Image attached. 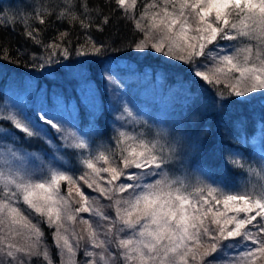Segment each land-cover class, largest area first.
<instances>
[{"label":"snow or ice","instance_id":"snow-or-ice-1","mask_svg":"<svg viewBox=\"0 0 264 264\" xmlns=\"http://www.w3.org/2000/svg\"><path fill=\"white\" fill-rule=\"evenodd\" d=\"M106 6L108 13L89 0H59L47 7L28 5L30 13L0 9V27L22 24L25 39L40 49H18L13 58L0 45V60L32 70L18 72L14 82L34 96L33 116L16 106L0 113L16 130L0 129V141L11 138L0 143V264H32L35 257L53 264L41 223L53 229L61 264H78L80 248L84 264H257L264 258V115L257 133L247 108L254 95L264 97V0H147L139 13L138 0H107ZM53 17L78 23L83 39L74 44L66 30L45 41L46 28L37 25L47 26ZM114 19L130 22L136 38L117 43L91 35L93 27L102 33ZM221 40L236 43L225 46ZM133 57L169 61L166 71L187 83L193 103L195 90L210 88L220 119L215 131L207 124L198 129L193 147L213 157L223 128L236 146L222 152L247 179L228 186L204 169L194 182L187 172L174 174L177 165L185 167L182 136L153 131L122 100L120 88L133 70L121 62ZM33 72L47 84L37 81L33 88L24 80ZM65 85L78 94L70 119L64 116ZM104 94L113 105L112 135L94 144L89 134H104ZM93 95H101V102L89 107ZM201 118L194 112L193 125ZM17 132L25 141L43 140L48 150L41 155L17 147ZM257 135L261 150L254 156L250 146ZM85 186L111 201L114 216L96 206L97 197L86 194ZM85 213L106 224L83 218ZM77 222L86 226V244Z\"/></svg>","mask_w":264,"mask_h":264},{"label":"trees","instance_id":"trees-1","mask_svg":"<svg viewBox=\"0 0 264 264\" xmlns=\"http://www.w3.org/2000/svg\"><path fill=\"white\" fill-rule=\"evenodd\" d=\"M78 2V0H77ZM147 0H138L137 13L142 9L143 4ZM59 3V0H0V9H3L9 15H13L16 12H25L30 13V9L26 6L35 5L39 7L43 4L45 7L52 4ZM3 4L5 7H3ZM90 6H98L103 9L105 13L109 12L107 5V0H89ZM3 7V8H2ZM95 23H99V20H96ZM37 27L46 28L43 33L45 41L49 38L54 37L57 34V31H69L71 39L75 44L77 38L83 39V32L77 23L75 26L69 22H58L55 20V17L52 18L47 26ZM91 35L97 41L105 40H115L117 43L124 41L134 40L136 36L134 35L132 24L130 22L121 21L119 23L114 19L112 23L104 27V31L97 32L95 27L91 31ZM221 45H231L236 42L233 41H223L219 42ZM0 45H5L8 48V54L13 58L17 57V50L25 52L36 51L39 52L40 49L35 48L31 41L26 40L24 37V28L23 25L17 23L15 25L9 22L7 27H0ZM126 64H131L132 72L124 78V84L120 88V93L122 100H126L129 103V106L132 108L134 113L137 116L148 119L152 125L153 131L158 128H164L169 133V137H175L177 135L182 136L181 150L183 159L185 160V167H180L177 165L173 172L175 175H183L185 172L189 173V178L194 182L196 175H198V169H204L218 182L228 186L239 185L243 180L247 179L246 176L242 175L238 170L232 168L228 164L225 156L226 153L222 152V149L231 145L235 147V141L231 140L228 136L224 135L223 128L220 129L218 139H222L223 143L217 144V151L215 155L211 158L208 157L207 153L201 154L198 148L193 147L196 142V133L202 125H209L215 131L216 122L220 117L216 114L215 110L212 107L211 100V90L207 85L195 90L194 95L197 97L195 102L190 99L187 90V83L181 81L180 77L175 76L167 72L166 70L170 66V62L157 57H140L139 61H136V58L133 57L131 60H125ZM31 69L24 68L23 64L19 67L15 64L8 63L7 60H0V100H2L3 95L7 92V79H16L18 72H29ZM98 79V77H97ZM24 80L31 84L38 81L41 85H46L47 81L45 78L39 76L38 73L33 72L32 76H25ZM184 80H187V76L184 77ZM203 83V82H201ZM49 88L51 85H47ZM35 88V85H34ZM100 91L103 94V83H100ZM77 93H74L72 88L65 85V98L64 103L67 106L72 105L73 109L77 108ZM101 102V95L89 96L88 104L89 107L93 105H99ZM103 102L105 107V119L101 120L100 127L101 131L104 133L103 136H97L94 133L89 134L90 140L96 144L101 141H107L108 138L112 135V129L110 127V117L109 110L112 108V103L110 100L109 94L103 95ZM2 101H0V106ZM165 110L164 112H162ZM79 111V110H77ZM194 112H199L202 114V118L199 121V124L193 125L192 117ZM228 112H234L233 106L228 107ZM26 114H29V117L33 116L34 112L30 106L27 108ZM70 114V116H69ZM247 114L250 116L251 121L256 122V128L259 127L260 117L264 115V97L259 95H254L251 103L248 105ZM73 115V110H66L64 116L66 119H70ZM79 123V121H78ZM83 127V125H82ZM0 129L11 130L16 132L12 128L11 124L6 120H0ZM52 135L55 136L53 130H50ZM258 133V129H257ZM3 133L0 132V135ZM17 135L21 138L17 142V147L23 148L27 152H37L43 155V150H48L47 145L43 140L32 139L31 141H25L23 139V133H18ZM11 138L6 141H0V143H10ZM59 143V141H56ZM252 149V145L250 146ZM255 156V154L253 153ZM65 160L69 163H73L74 160L70 155L65 156ZM86 194L96 195L95 192L87 189L86 186L83 189ZM63 193L67 195L66 186L62 189ZM98 194V193H97ZM74 195V194H73ZM92 195V196H93ZM76 200L79 197H75ZM98 204L96 205L103 213L114 216V209L110 206L111 201L100 197L98 194ZM78 206V205H74ZM33 220H39V217H36L33 213ZM83 218L91 219L93 222H100L102 225L106 224L105 221L100 220L99 217L89 216V214H81ZM42 230L45 233L46 242L49 246V253L52 258L53 264H60L58 256L55 252V245H52L50 239V230L46 224L41 223ZM86 228L83 224L77 222L75 224V229L77 233L83 234L85 236V241H81V244H86V232L83 230ZM75 245V241H73ZM77 259L80 258L85 261L83 248L78 249ZM76 259V260H77ZM32 264H47L42 257L33 258ZM257 264H264V258L258 257Z\"/></svg>","mask_w":264,"mask_h":264},{"label":"rangeland","instance_id":"rangeland-1","mask_svg":"<svg viewBox=\"0 0 264 264\" xmlns=\"http://www.w3.org/2000/svg\"><path fill=\"white\" fill-rule=\"evenodd\" d=\"M3 2H4V0H2V3ZM3 7H5L4 4H3ZM121 64L122 65L126 64V62L122 61ZM6 81L8 83V86L6 89L7 92L3 95L2 100H0V101H2V104L0 106V113H6L7 111L16 110V108H19V109H23V112L26 116H29V114H26L27 108H28V106H30L31 109L33 110V102H34V96L32 95L31 91L26 90L24 87L20 86L16 82H14L15 79H9L8 78ZM32 85L34 88L35 83H33ZM13 106H16V108H13ZM69 109H71V111H72L73 106L68 105L67 110L69 111ZM69 116H70V114H69ZM98 143H100V142H98ZM98 143H96V144H98ZM255 149H257V152H260V150H261L260 145L257 144ZM86 193H88V192H86ZM91 195H93V194L91 193ZM93 196L98 197V194L96 193V195H93ZM33 222H36V221L33 220ZM97 223L101 224L99 221ZM52 231H53V229L50 230V239H51L52 245H54L53 240H52ZM55 252H56V254L58 256V260L61 264V257L58 255L57 249H55ZM77 262H78V264H83V260L80 258L77 259Z\"/></svg>","mask_w":264,"mask_h":264}]
</instances>
